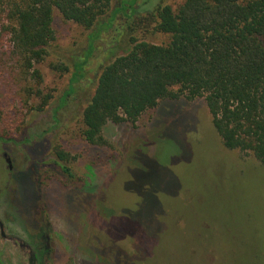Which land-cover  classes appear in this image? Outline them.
Wrapping results in <instances>:
<instances>
[{
    "label": "rangeland",
    "instance_id": "obj_1",
    "mask_svg": "<svg viewBox=\"0 0 264 264\" xmlns=\"http://www.w3.org/2000/svg\"><path fill=\"white\" fill-rule=\"evenodd\" d=\"M127 1L112 0L91 31L55 13V41L35 66L41 84L20 81L52 97L40 113L31 99L19 137L0 141V264H264V164L222 146L202 98L160 101L134 125L109 123L103 147L84 140L82 111L100 68L126 50L132 10L184 2L136 0L112 20ZM143 29L133 36L167 43ZM55 145L70 155L71 179L54 164Z\"/></svg>",
    "mask_w": 264,
    "mask_h": 264
},
{
    "label": "trees",
    "instance_id": "obj_2",
    "mask_svg": "<svg viewBox=\"0 0 264 264\" xmlns=\"http://www.w3.org/2000/svg\"><path fill=\"white\" fill-rule=\"evenodd\" d=\"M111 1L0 0V90L5 94L0 97V141L15 142L19 137L23 108L31 106V99L39 100L30 107L37 113L51 100L50 93L23 88L20 81L41 84L35 66L55 41L54 14L91 31L103 23ZM127 2L112 12V20L126 7L133 8L136 0ZM145 13L132 10L137 22L128 27L126 50L99 70L81 115L84 140L103 147L102 131L109 123L134 125L160 101L202 98L222 146L264 164V0H184L175 11L158 5ZM139 28L167 36L168 41L154 45L138 40L133 34ZM90 54L75 64L70 88ZM15 95L19 101L14 105ZM51 153L54 164L71 179L70 155L57 145ZM43 256L42 252L31 259L42 262Z\"/></svg>",
    "mask_w": 264,
    "mask_h": 264
},
{
    "label": "flooded vegetation",
    "instance_id": "obj_3",
    "mask_svg": "<svg viewBox=\"0 0 264 264\" xmlns=\"http://www.w3.org/2000/svg\"><path fill=\"white\" fill-rule=\"evenodd\" d=\"M10 163V162H9ZM0 238H4V236H1V233H0ZM5 240V239H4ZM10 243H12L18 250H22L24 252V254H27V255H34V253L30 250H27L28 248L26 246H23L21 243L19 242H13L12 240L7 239ZM29 261H32L31 257L29 259Z\"/></svg>",
    "mask_w": 264,
    "mask_h": 264
},
{
    "label": "water",
    "instance_id": "obj_4",
    "mask_svg": "<svg viewBox=\"0 0 264 264\" xmlns=\"http://www.w3.org/2000/svg\"><path fill=\"white\" fill-rule=\"evenodd\" d=\"M0 233H1V236H4V234H3V227L1 225V223H0Z\"/></svg>",
    "mask_w": 264,
    "mask_h": 264
}]
</instances>
